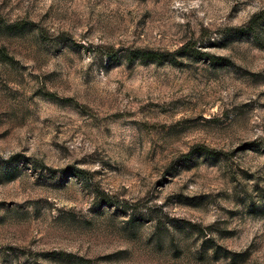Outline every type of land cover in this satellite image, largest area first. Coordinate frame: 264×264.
I'll list each match as a JSON object with an SVG mask.
<instances>
[{"label": "rangeland", "instance_id": "1", "mask_svg": "<svg viewBox=\"0 0 264 264\" xmlns=\"http://www.w3.org/2000/svg\"><path fill=\"white\" fill-rule=\"evenodd\" d=\"M0 264H264V0H0Z\"/></svg>", "mask_w": 264, "mask_h": 264}, {"label": "trees", "instance_id": "2", "mask_svg": "<svg viewBox=\"0 0 264 264\" xmlns=\"http://www.w3.org/2000/svg\"><path fill=\"white\" fill-rule=\"evenodd\" d=\"M259 16V14L254 15V18L250 21V23H253L255 21V18ZM249 23V24H250ZM245 27H240L238 30L241 31ZM197 53H202L201 50L195 49ZM191 51H189V48L187 46L182 47L178 51L170 52V51H161V50H155V49H146V48H135L134 50H131L124 56L130 63H133L136 60H139L144 63H157V64H164L166 62H173V63H181L182 57H185L187 55H191ZM106 55L109 57V63L110 65L114 63H118L122 60V57H116L115 54H113L111 51L106 52ZM198 149L199 153L201 154H209L213 156H218V151L210 149L206 146H198L196 147ZM191 153L184 154V157L190 158Z\"/></svg>", "mask_w": 264, "mask_h": 264}]
</instances>
